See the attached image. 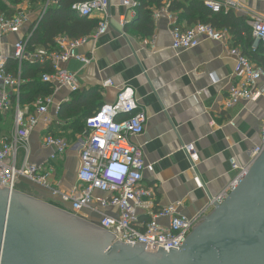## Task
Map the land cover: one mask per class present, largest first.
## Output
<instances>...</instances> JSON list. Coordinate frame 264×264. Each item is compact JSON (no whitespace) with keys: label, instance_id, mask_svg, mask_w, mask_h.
<instances>
[{"label":"crops","instance_id":"obj_1","mask_svg":"<svg viewBox=\"0 0 264 264\" xmlns=\"http://www.w3.org/2000/svg\"><path fill=\"white\" fill-rule=\"evenodd\" d=\"M125 1L133 0H108L106 32L93 38L94 31L77 50L91 63L83 65L71 59L63 68L75 76L78 93L97 90L101 106L112 104L121 88L130 87L138 105L144 109V132L132 142L141 149L143 160L152 166V171L143 172L141 186L149 192L145 198L149 207L139 210V219L147 221L151 212L173 204H180L179 212L188 219L197 216L203 219L214 209L211 202L238 175L230 161L239 170L247 168L252 150L261 145L264 93L255 102H240L225 108L234 70V60L229 54L234 42L230 35L227 43L202 40L196 48L174 51L171 30L178 24L177 13L169 12L165 2L160 8H152L153 34L145 38L130 28L136 11L125 6ZM53 4L54 0L37 5L23 0L15 7L17 12L27 11L29 19L18 33L0 40L1 58H13L14 44L29 34L34 21ZM227 12L244 17L251 27L253 18L264 19V0H240L238 10ZM90 19L100 22L103 16L96 13ZM108 80L113 85L103 88ZM9 94L10 98L14 95L10 90ZM72 94L66 87L53 86L52 104L47 114L39 117L27 143L28 162L53 171L46 178L49 186L35 184L34 191L59 208L67 205L53 190L68 193L77 183L79 153L85 138L84 126L81 132H75L66 127L69 121L57 118L60 106L69 102ZM11 101L15 106V98ZM19 107L30 115L36 113L34 103L19 102ZM15 108L0 115V137L8 136L13 130ZM52 134L68 145L66 154L54 162L50 159L53 150L44 145L45 138ZM185 146H193L194 162L182 149ZM95 195L105 197L101 193ZM101 212L111 213L108 209ZM90 217L98 220V216ZM158 223L165 225L167 220Z\"/></svg>","mask_w":264,"mask_h":264},{"label":"built area","instance_id":"obj_2","mask_svg":"<svg viewBox=\"0 0 264 264\" xmlns=\"http://www.w3.org/2000/svg\"><path fill=\"white\" fill-rule=\"evenodd\" d=\"M204 6L214 13L238 10L240 0H200ZM125 6L136 8L138 1H125ZM108 0H89L72 6L79 16L91 18L100 13L103 19L93 33V38L103 35L108 28ZM27 11H19L12 18L0 14V40L6 36L16 34L28 22ZM253 49L257 45L264 47V19L253 18L251 23ZM14 44L13 59L19 65L23 61L31 63H49L52 73L42 75L44 83L54 87L63 86L70 92H77L79 85L75 76L63 68V64L71 59L83 65L91 63L89 58L77 53L86 42V38L76 40L67 36L55 38L54 50L36 49L27 52V41ZM172 49L186 51L196 48L202 40H212L221 43L229 41L226 30H217L209 24H196L187 29L174 27L171 30ZM229 54L234 60L232 83L228 90V97L224 103L230 108L240 102L257 101L264 93V70L251 63L242 52L236 48H229ZM7 60L0 57V115H6L15 108L14 128L8 136L0 137V190L14 191L20 178H24L36 185L48 187L46 178L53 173L41 165L28 162V138L37 125L39 117L45 116L52 104L51 96L38 99L34 106L36 113L30 115L19 107V89L22 84L20 73L16 77L5 70ZM111 80L105 81L103 88L112 86ZM9 90L14 94L16 105L13 106ZM146 114L135 98V92L130 87L121 88L112 104H104L91 117L86 119L85 138L79 153V168L77 183L70 192L62 193L53 190L61 201L68 206L67 211L73 215H84L93 224L108 232L117 243L131 247L145 246L146 253L158 254L162 250L180 251L185 245L194 228L201 222L202 216L188 219L179 212L180 204H173L161 210L151 212L149 220L142 221L138 217L139 210H145L149 204L145 198L149 192L141 186L143 172L152 171V166L146 165L141 149L134 145L133 138L144 132ZM44 145L53 150L51 161L62 158L68 149L62 138L47 136ZM191 162L196 160L193 146L182 148ZM21 150L22 158L18 153ZM264 151V126L261 131V145L251 152V162L247 168L238 169L234 161H230L231 168L238 170V175L228 188L211 202V206L221 204L244 180L248 170ZM200 187V185H199ZM101 193L105 197L95 195ZM108 209L111 213H102ZM116 214V215H114ZM98 216V220L90 217ZM167 220V224L158 223Z\"/></svg>","mask_w":264,"mask_h":264},{"label":"water","instance_id":"obj_3","mask_svg":"<svg viewBox=\"0 0 264 264\" xmlns=\"http://www.w3.org/2000/svg\"><path fill=\"white\" fill-rule=\"evenodd\" d=\"M145 248L117 243L66 210L0 190V264H264V151L180 251Z\"/></svg>","mask_w":264,"mask_h":264},{"label":"trees","instance_id":"obj_4","mask_svg":"<svg viewBox=\"0 0 264 264\" xmlns=\"http://www.w3.org/2000/svg\"><path fill=\"white\" fill-rule=\"evenodd\" d=\"M89 0H54L45 11L34 21L28 35L27 52L33 53L36 49L54 50V40L59 36H67L76 40L93 33L99 21L81 17L72 9L77 3ZM23 0H0V14L12 18L17 14L16 6ZM31 5L45 3L47 0H28ZM167 3L168 11L177 13V25L180 29H187L196 24H209L217 30L228 31L234 47L238 48L248 60L264 70V47L258 45L252 48L254 39L252 29L244 17H236L231 12L214 13L207 9L200 0H138L135 8L136 17L130 26L142 37L148 38L153 34L152 8L162 7ZM185 24L183 26L182 24ZM23 40H26L27 36ZM5 70L16 77L20 73L23 84L19 89L21 105H32L38 99L49 97L53 93V86L42 81V75L52 73L49 63H31L23 61L21 65L15 59H8ZM14 101L15 96L13 95ZM97 90L75 92L71 100L60 106L57 118L67 122V128L81 132L85 127L86 119L101 108ZM65 128V127H64ZM53 135V134H52ZM56 137L55 135H53Z\"/></svg>","mask_w":264,"mask_h":264},{"label":"rangeland","instance_id":"obj_5","mask_svg":"<svg viewBox=\"0 0 264 264\" xmlns=\"http://www.w3.org/2000/svg\"><path fill=\"white\" fill-rule=\"evenodd\" d=\"M20 154H21V152L19 151V153H18V156H19V157H20ZM34 187H35V184H34V183H32V182H30V181H28V180H26V179H24V178H20V179L18 180V182H17V185H16V187H15V190H16L17 192H20V193L25 194V195H27V196H30V197H32V198H35V199H38V200H40V201H43V202L48 203L46 200L42 199V197H40V196H38V195L36 194V192L34 191ZM48 204H50V203H48ZM50 205L59 208V206H56V205H54V204H52V203H51ZM61 209L67 211L68 206H66L65 208H62V207H61ZM80 217H81L82 219L86 220V221H89L88 218L85 217L83 214L80 215ZM89 222L92 223L91 221H89Z\"/></svg>","mask_w":264,"mask_h":264}]
</instances>
